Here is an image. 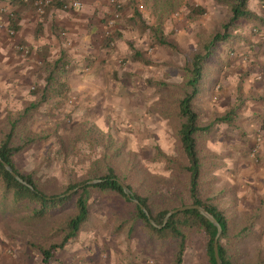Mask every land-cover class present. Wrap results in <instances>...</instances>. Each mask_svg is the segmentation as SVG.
I'll return each instance as SVG.
<instances>
[{"label": "rangeland", "instance_id": "obj_1", "mask_svg": "<svg viewBox=\"0 0 264 264\" xmlns=\"http://www.w3.org/2000/svg\"><path fill=\"white\" fill-rule=\"evenodd\" d=\"M0 1L5 4L2 15L10 20V26L16 23L20 12L37 13L31 0L28 4L21 0ZM59 1L64 2L68 13L76 11L75 2L82 4L81 0ZM136 2L146 25H162L176 49L151 47L152 33L143 32L132 21L130 0L83 2L78 12H90L92 17L87 23L101 25V32L94 33L96 37L85 46L79 61L68 53L67 67L60 76L67 84V94L43 104L23 123L21 135L15 138L21 144L38 139L16 155L15 161L19 171L33 173L47 190L59 191L77 177L85 179L87 172L97 165L91 161L95 152L91 146L75 149L79 144L72 145L74 136L85 130L99 142L109 144L110 152L118 151L116 160L127 170L130 162L135 161L139 177H146L151 188H167L177 182L164 164L154 161L159 152L177 154V138L162 112L176 96L183 81L182 67L198 51L202 36L220 30L230 12L223 0ZM198 6L206 13L190 19L192 9ZM52 9L55 8L50 3L42 16ZM251 9L264 18V0H252ZM255 23L240 25L235 41L230 43L233 53L227 46L219 49L221 62L205 72L196 101L201 122L207 125L213 114H223L235 102L240 82L245 96L255 97L242 112L241 131L217 126L205 143L214 154L210 162L218 166L206 179L210 182L205 196L213 199L212 203L224 213L235 232L264 196V36L259 31L261 22ZM11 32L15 31L10 28L4 36L8 42L13 41ZM17 46L13 56L34 62L32 48L22 43ZM137 52L151 65L135 61L133 56ZM47 62L50 61L45 59L33 65L37 81L27 84L36 100L35 92L45 84ZM3 66L0 63V92L10 85L1 75ZM19 108L14 104L0 108V142L26 107ZM122 203L121 198L113 195L92 194L88 203L90 220L79 239L59 254L58 264H169L167 256L151 253L144 246L142 236L128 240L126 232H116L117 221L110 210ZM48 236V225L30 226L18 215L0 213V264L40 263L39 252L32 245L42 246ZM192 240L183 264H206L203 237L195 235ZM232 255L237 264L264 260V217L248 238L233 245Z\"/></svg>", "mask_w": 264, "mask_h": 264}, {"label": "trees", "instance_id": "obj_2", "mask_svg": "<svg viewBox=\"0 0 264 264\" xmlns=\"http://www.w3.org/2000/svg\"><path fill=\"white\" fill-rule=\"evenodd\" d=\"M34 2L35 0H31L30 4L33 5ZM223 3L230 12L228 21L220 30L202 36L198 51L182 67L183 81L176 91V96L171 100L168 109L162 112V115L170 120L177 138L175 156L159 152L154 158L155 162L164 164L177 180L174 184H168L167 188H151L146 177L145 179L139 177L135 161L127 166L129 170L124 168L116 160L119 152H110V145L99 142L89 130L74 136L72 142L73 147L79 144L75 149H79L81 145H89L95 150L91 161L97 165L87 172L85 179L77 177L63 185L59 191H54L42 186L33 173L18 170L15 156L38 140L33 138L37 140L22 144L16 142V135H21L19 131L23 123L51 98L63 97L68 91L67 84L60 79L67 67L65 56L45 64L47 75L44 86L35 92L37 100L35 99L15 118L10 125V131L0 142V213L3 216L18 215V219L26 225L49 227V236L44 239L45 243L41 244L42 246L32 245L38 250L41 258L38 264H58L61 261L59 254L79 239L82 229L90 220L91 211L88 203L94 193L104 197L113 195L121 198L122 205L110 210L117 221L116 232H126L128 240L142 236L144 246L151 253L167 256L169 264L184 263L195 235L202 236L205 242L206 264H217L214 245L218 229L198 210L174 214L165 224V218L172 210L190 205L200 206L222 227L218 242L222 264H237L232 255L233 245L248 238L264 217V196L260 199L259 206L251 214L246 215L245 222L235 232L224 213L212 203L213 199L205 196L207 184L210 182L209 179L206 182V179L210 172L218 169L214 162H210L214 154L206 149L205 143L210 141L209 138L217 126L223 125L241 131L242 112L246 108V103L255 97L245 96L240 82L235 102L230 104L223 114H213L211 122L207 125L201 122L196 101L205 72L210 66L221 62L219 49L227 46L230 53H233L230 43L235 41V33L240 25L246 22H261L259 31L264 36V18L251 9L252 0H223ZM130 5L135 25L143 32L152 33V48L176 49L168 41L162 25L156 27L146 25L136 0H130ZM51 7L63 9L65 4L63 1L55 0L51 2ZM205 13L206 10L198 6L192 9L190 19L195 20ZM133 59L151 65V62L143 58L141 52H137ZM4 163L12 168L22 182L5 169ZM90 181L99 182L88 184ZM119 181L130 189L133 199L139 204L127 197ZM140 206L147 210L150 219L158 227L150 223ZM257 264H264V260Z\"/></svg>", "mask_w": 264, "mask_h": 264}, {"label": "crops", "instance_id": "obj_3", "mask_svg": "<svg viewBox=\"0 0 264 264\" xmlns=\"http://www.w3.org/2000/svg\"><path fill=\"white\" fill-rule=\"evenodd\" d=\"M88 1L90 0H81V3L88 4ZM3 3L0 1V63L4 65L1 67L3 71L1 75L5 76L3 79L10 85L0 92L2 100L0 108H3V105L14 104L21 109L30 106L35 100L27 85L33 80L37 81L35 73L32 72L33 65H38L45 59L50 62L64 56L68 59V53L79 61L84 55L85 46L91 45L96 37L94 33L101 32L102 26H89L87 21L92 17L89 15L91 13L78 12L79 7L69 13L64 8H55L48 11L45 16H39L32 10L23 11L18 15L16 23L10 26V20L2 15V12L6 11ZM10 28L15 31L12 42H8L4 37ZM62 33H65L64 37L61 36ZM20 43L32 48L34 62L13 56V51ZM13 58L18 60L13 61ZM4 87L2 85V88Z\"/></svg>", "mask_w": 264, "mask_h": 264}, {"label": "water", "instance_id": "obj_4", "mask_svg": "<svg viewBox=\"0 0 264 264\" xmlns=\"http://www.w3.org/2000/svg\"><path fill=\"white\" fill-rule=\"evenodd\" d=\"M4 166H5V169L10 172L18 181L22 182L21 178L12 170V168L4 163ZM99 181H90L88 182V184H95ZM119 184L121 185L122 189H123V192L127 195V197L132 200L134 203L136 204H139V202L137 200H134L133 197H132V193L130 191V189L121 181H119ZM142 211L146 214V216L148 217V219L150 220V223L155 226V227H158L155 222L153 220L150 219V216L147 212V210L143 207V206H140ZM198 210L203 216H205L214 226L217 227L218 229V233L216 235V238H215V245H214V252H215V258H216V261H217V264H222V261H221V258H220V255H219V248H218V242H219V239H220V236L222 234V227L221 225L210 215L208 214L204 209H202L200 206H194V205H190V206H184V207H180V208H177L175 210H172L171 212H169L165 218V224L168 222V220L171 218L172 215L174 214H177V213H180V212H184V211H188V210Z\"/></svg>", "mask_w": 264, "mask_h": 264}, {"label": "built area", "instance_id": "obj_5", "mask_svg": "<svg viewBox=\"0 0 264 264\" xmlns=\"http://www.w3.org/2000/svg\"><path fill=\"white\" fill-rule=\"evenodd\" d=\"M21 2L24 3V4H28V3L30 2V0H21ZM50 3H51L50 0H35V2H34V7H35V9H36L38 15H40V16L44 15V13H45V8H46ZM80 5H81V4H80V3H77V2H75V3L73 4L74 8H78V7H80ZM110 25H113V22H111ZM11 34L13 35L14 33L12 32ZM61 36L64 37V36H65V33H62Z\"/></svg>", "mask_w": 264, "mask_h": 264}]
</instances>
